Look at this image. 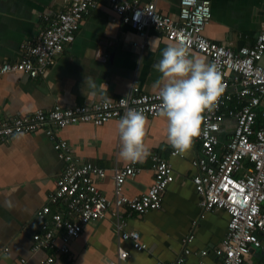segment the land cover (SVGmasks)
Masks as SVG:
<instances>
[{
    "label": "crops",
    "instance_id": "0c3cea01",
    "mask_svg": "<svg viewBox=\"0 0 264 264\" xmlns=\"http://www.w3.org/2000/svg\"><path fill=\"white\" fill-rule=\"evenodd\" d=\"M207 1L211 19L203 34L208 40L234 51L255 43L264 27V0ZM70 2L0 0V65L18 61L22 44L32 42ZM156 7L161 15L174 18L179 0H156ZM135 41L143 43L144 48H134ZM169 45L163 34L153 29L140 39L117 19L106 1L97 0L88 8L73 42L55 57L45 74L37 78L0 74V119L57 106H79L100 98L114 100L126 95L134 81L143 93H156L153 85L160 73L153 65ZM191 56L208 61L199 53ZM117 122L112 119L100 126L69 125L56 131V137L70 146L78 160L105 171L106 176L96 185L109 200L114 199L111 172L129 165H134L136 175L124 182L123 195L134 198L145 194L154 183L153 157L169 164L173 181L162 192L159 209L137 214L127 207L109 208L103 218L84 226L69 242L68 256L55 255L53 264H109L118 261V247L128 252L119 264L167 263L180 256L190 236V255L183 264H197L202 260V250L211 251L223 240L228 217L223 210L204 212L199 206L192 183L196 173L192 162L200 156L198 137L190 150L173 155L175 150L165 135L166 121L157 116L147 118L144 145L150 154L142 161L127 163L118 156ZM228 124L230 133L234 121L228 120ZM63 169L64 162L41 130L0 140V264H21V259L23 264H39L48 256L47 250L31 252L32 236L38 228L35 214L46 204ZM116 217L125 222L124 229L139 234L145 248L134 250L131 241L116 236L112 229ZM203 259L218 264L211 253Z\"/></svg>",
    "mask_w": 264,
    "mask_h": 264
},
{
    "label": "built area",
    "instance_id": "2783aa9c",
    "mask_svg": "<svg viewBox=\"0 0 264 264\" xmlns=\"http://www.w3.org/2000/svg\"><path fill=\"white\" fill-rule=\"evenodd\" d=\"M96 1L71 0L32 42L22 44L18 61L0 65V74H23L30 78L45 74L55 57L73 42L84 15ZM104 1L140 39L153 29L171 45L183 42L190 54H202L208 62L218 65L224 91L216 106L203 113L198 136L200 156L192 162L196 170L192 183L204 212L223 210L228 217L223 240L211 251L202 250V260L197 264H208L203 258L209 253L218 264H264V27L252 46L234 51L204 36V28L211 19L207 0H179V12L174 18L161 15L156 0ZM132 45L136 49L145 46L138 41ZM159 103L157 92L143 93L134 81L126 95L114 100L100 98L79 106H57L0 119V140L41 130L64 162L54 190L35 214L38 228L32 236L31 252L48 251L39 264H53L55 255L68 256L69 242L81 234L84 226L103 218L111 207H127L137 214L159 209L161 194L174 178L169 164L153 157L154 183L145 194L128 198L123 195V185L136 175L135 167L115 169L110 176L114 199L109 200L96 185L106 176L105 171L74 157L70 146L56 137V131L78 123L100 126L112 119L119 121L127 108L141 110L146 118H153ZM228 120L234 121L230 133ZM124 225L116 217L112 228L116 236L131 241L134 250L145 248L139 234L124 229ZM192 238L182 245L175 260L159 264H183L190 255L187 242ZM127 256L128 252L118 247V261ZM118 261L109 264H119ZM20 263L25 261L21 259Z\"/></svg>",
    "mask_w": 264,
    "mask_h": 264
},
{
    "label": "clouds",
    "instance_id": "9594fccd",
    "mask_svg": "<svg viewBox=\"0 0 264 264\" xmlns=\"http://www.w3.org/2000/svg\"><path fill=\"white\" fill-rule=\"evenodd\" d=\"M153 68L160 73L153 85L160 101L154 115L166 121L167 143L177 153L186 152L201 134L203 113L216 106L224 91L219 67L215 62L191 56L188 47L180 42L162 49L161 59ZM146 124L143 111L134 108H127L117 122L118 156L122 161L136 163L150 154L144 145Z\"/></svg>",
    "mask_w": 264,
    "mask_h": 264
}]
</instances>
